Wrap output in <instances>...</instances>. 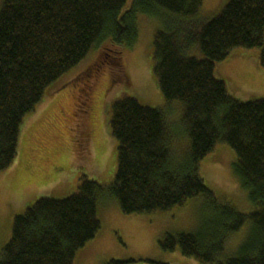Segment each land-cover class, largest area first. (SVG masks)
<instances>
[{"label":"trees","instance_id":"obj_1","mask_svg":"<svg viewBox=\"0 0 264 264\" xmlns=\"http://www.w3.org/2000/svg\"><path fill=\"white\" fill-rule=\"evenodd\" d=\"M205 0H4L0 10V172L16 158L20 128L46 89L92 49L133 46L138 17L156 20L153 70L167 102L182 105L190 151L179 155L163 110L124 97L113 105L110 132L118 143L114 181L105 188L81 176L63 199L42 197L15 217L0 264H74L76 253L101 228L100 195L108 190L125 214L166 212L205 196L214 199L200 162L226 143L237 154L235 172L258 208L230 205L224 220L204 230L166 233L165 250L203 264H264V98L242 102L216 76V64L236 48H260L264 70V0H229L211 18L198 17ZM117 48V49H116ZM252 228L226 257L229 238ZM131 264V261H111Z\"/></svg>","mask_w":264,"mask_h":264},{"label":"rangeland","instance_id":"obj_2","mask_svg":"<svg viewBox=\"0 0 264 264\" xmlns=\"http://www.w3.org/2000/svg\"><path fill=\"white\" fill-rule=\"evenodd\" d=\"M0 0V10L3 6ZM229 0H205L199 18L218 14ZM129 0L126 8L129 7ZM136 43L122 48L101 46L50 85L20 128L16 158L0 172V259L12 236L16 216L42 197L63 199L74 194L81 176L107 188L114 181L118 143L110 132L113 105L124 97L163 110L179 155L190 151V139L182 124V105L167 102L153 70L152 40L156 20L138 17ZM117 49V48H116ZM260 48H236L216 64V76L229 93L242 102L264 98V70ZM237 154L226 143L218 144L200 162V173L214 199L196 197L184 206L166 212L125 214L118 199L108 190L98 201L101 228L82 247L74 264H203L185 256L180 249L165 250L166 233H194L204 230L206 221L224 220L230 205L249 214L258 206L250 199L235 172ZM252 228L250 221L227 242L226 257L235 255Z\"/></svg>","mask_w":264,"mask_h":264}]
</instances>
